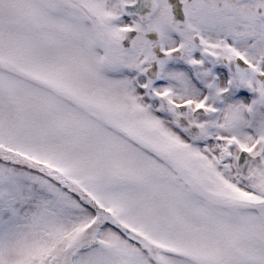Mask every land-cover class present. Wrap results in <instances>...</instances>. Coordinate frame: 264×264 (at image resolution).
Listing matches in <instances>:
<instances>
[{
  "label": "snow or ice",
  "instance_id": "snow-or-ice-1",
  "mask_svg": "<svg viewBox=\"0 0 264 264\" xmlns=\"http://www.w3.org/2000/svg\"><path fill=\"white\" fill-rule=\"evenodd\" d=\"M0 264H264V0H0Z\"/></svg>",
  "mask_w": 264,
  "mask_h": 264
}]
</instances>
